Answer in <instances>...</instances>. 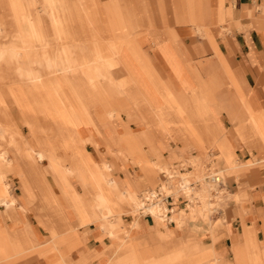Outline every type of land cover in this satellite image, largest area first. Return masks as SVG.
I'll list each match as a JSON object with an SVG mask.
<instances>
[{"label":"crops","instance_id":"crops-1","mask_svg":"<svg viewBox=\"0 0 264 264\" xmlns=\"http://www.w3.org/2000/svg\"><path fill=\"white\" fill-rule=\"evenodd\" d=\"M35 1L42 12L43 0ZM57 2L63 6L65 12L60 39L66 45L75 40L79 27L78 13L70 11L74 5L69 0ZM75 5L80 6L72 8L87 12L88 14H84L90 20L97 17L104 24L106 21H118L115 25H107L120 27L112 29L114 33L120 32L121 28L128 32V40L125 43L136 50L135 56L138 51L149 66V71H143L142 76L145 79L149 76L157 86L156 90L168 94L169 103L182 107L186 115L181 119L175 110L172 118L157 115L158 126L151 124L148 131H142V114L137 113L130 98L120 97L117 102L119 109L123 102H128L133 108L128 118L129 122L137 121V125H129L134 135L122 136L117 129L106 134V141L107 138L114 140L115 149L109 148L108 143L105 144L108 149L101 147L100 154L108 153L107 158L101 163H96L100 162L101 157L91 148L95 146L90 140L94 137L103 138V132L94 124L86 109H75L77 113H84L86 116L83 120L85 130L80 131L78 139L79 142L84 141L82 145L90 153L91 163L79 158L74 164L81 170L104 171L106 179L112 183L111 193L121 204L126 203L124 207L128 211L108 225L103 221L99 222V230L95 225L82 228L77 224L76 215L71 211H61L57 201H49L52 206H56L55 211H51L47 203L39 206L35 194L26 186L25 172L21 176L22 182H19L24 193L23 195L21 192V204L16 197L20 194L17 180L10 178L12 182H6L5 179L2 184L13 186L15 196L8 186L13 209H3L0 212V263L15 260L14 264H49L52 257H57L51 252L62 250L65 256L59 253L57 264H264V240L261 238L264 235V0H90ZM259 5L261 8L255 9V6ZM96 11L98 13H95ZM251 11L253 18L249 17ZM1 14L3 12L0 10ZM80 18L83 16L80 15ZM51 26L52 32L49 34V24L44 22L49 34L47 35L40 24L44 38L54 44L57 36L52 23ZM141 31L144 34L138 40L136 36ZM223 31H227V34L223 35ZM53 52L56 53L54 58L61 63L64 56L59 54L57 48ZM121 53L123 52L120 50L118 54ZM122 55L119 56L121 61L125 58ZM142 64L144 65L139 61L127 66L121 62L120 66L127 67L125 71L122 70L123 67H119L118 74L127 79L134 71L139 74L137 67L142 68ZM76 70L72 68L67 74ZM60 86L61 84L57 85V91L64 102ZM128 92L136 95L135 91ZM3 95H6L4 102L1 101ZM7 97H12L9 86L0 93V119H8L18 125L17 120L13 119L14 113ZM214 106L222 108V111L217 112ZM102 107L111 123L118 115L117 111L110 110L108 105ZM17 111L20 116L18 109ZM153 112L152 107L147 114L151 115ZM120 114L124 115L121 109ZM53 117L55 119L54 115ZM20 118L22 119L21 116ZM70 118L79 121V116L72 111ZM69 120L67 118L66 121ZM88 122L97 130H87ZM254 122L261 124L262 129L257 131ZM160 124L168 126V131ZM176 140H189L194 148L190 149V156L204 154L202 149L194 151L196 146H206L207 142L215 143L218 153L212 149L202 161L209 153L213 154L215 162L220 154L227 153L236 156L240 163L257 159V164H247L245 167L237 163L238 169H250L244 170L240 177L229 178L232 179L230 189L234 190L230 194L239 191L234 197L240 205L235 207L234 203L233 207L224 213L227 219L231 220L229 223L227 219L222 221L223 219L216 218L217 215L211 214L214 225L212 226L210 218L205 217L204 225H194L197 230H194L192 224L186 228H178L172 219L170 223H161L157 222L158 219L138 217V228L136 221L131 222V230L135 232L132 234L128 230L131 197L136 198L138 190L142 188L153 190L155 183L158 182L159 185L160 173L179 162L177 160L169 164L174 159L172 153L181 154L180 150L183 148L182 143L171 142ZM4 144L7 147L6 143ZM25 144L27 158L24 150L21 151L20 156L16 158V164L19 165L20 160L23 166L17 168L22 172L39 170L40 163L29 154V150L35 148L28 142ZM18 150L20 151V148ZM115 150L127 166L121 161L115 164ZM62 151L68 154L66 147L62 148ZM7 157L9 160L10 156ZM72 157L73 155H66V159ZM108 157L113 158L112 161ZM93 159L95 163L92 162ZM163 160L168 164L157 176L156 168ZM7 161L6 164H0L6 178L14 166ZM60 164L66 167L62 161ZM116 165L118 171H113ZM132 173H136L138 179L142 176V179L133 182L134 179L129 177ZM31 176L32 182H41L28 173V178ZM47 179L54 187L50 177ZM222 179L223 186L225 185L223 188H227L225 179ZM73 180L70 179L66 188L70 189L71 194L73 192L80 198L85 197L78 182ZM126 182H129L128 190H121L127 188ZM252 182H261L262 185H254ZM252 188L255 190L249 191ZM241 190H248L249 196L253 198L248 199L245 194L240 195ZM2 194L0 189V196ZM97 195L98 193L94 194L95 197ZM137 199L139 200V196ZM173 205L175 211L181 208L180 200L175 199ZM14 207L18 209V215L12 213L16 209ZM31 210L35 212L36 218L42 219V227L37 224ZM69 213H72V216H68ZM179 218L175 217L176 224ZM15 222L21 225L16 226ZM65 233H70V236ZM109 238L113 239V243ZM42 240L45 241L42 243ZM138 244L142 247L140 251ZM41 248L45 249L41 251ZM111 250H114V261L110 257Z\"/></svg>","mask_w":264,"mask_h":264},{"label":"rangeland","instance_id":"rangeland-1","mask_svg":"<svg viewBox=\"0 0 264 264\" xmlns=\"http://www.w3.org/2000/svg\"><path fill=\"white\" fill-rule=\"evenodd\" d=\"M93 1L96 2V0H91V2H93ZM69 2L73 3V5H74V6H71L70 11H72L74 13H78L77 15H78V20H79L77 23L79 25V27L77 28L75 40L73 42L74 45H78L79 51H76L75 54H76L77 59H79L80 61L83 59V61L85 62V65L82 68H78L75 72L67 74L65 77L62 76L61 73L55 74V76L57 78L62 80V81H60V83H61L60 92H61L62 97H64L63 98L64 102L62 104H59V105L63 106V108H66V109L72 111L76 116L78 115L79 121H81L82 125H85V122H83V120L86 119L85 118L86 116L84 115V113H77V111L80 109H83V108L86 109V111H88V115H90L91 119L94 120V124L96 126L98 125L100 127V129L103 132V138L102 137L100 138V146L99 147L91 146V148H93L94 151L99 153V156L101 157L100 162H96L94 159L92 162L93 163H95V162L101 163V162H103V160H105V158H107L106 156L108 153L105 154L106 152H104L101 155L100 154V148L101 147L104 148V145L108 143L107 145L109 146V148L115 149L114 140L111 141V139L107 138V141H106L105 135L109 134L110 132H114L115 131L114 129H117L119 131V134H121L122 136H125V137L133 136L134 132L129 129V127H130L129 125H131V124L137 125V121L129 122L128 116L129 117L131 116L130 112L133 111V108L131 107V105L128 102L127 103L123 102V104H120V109L122 110L124 115H122V114L119 115L120 109L117 105V102H118L119 98L123 97L124 95H122V92L117 88L118 85L115 83V73L114 72L116 71L118 74L119 67H123V66H120L121 62H122V64L125 63L127 66H131V63L133 64V62H134V64H135V63L141 61L142 63H144V65L142 64V68L139 69V71L142 74H143V71L144 72L147 71L149 66H148L147 61L144 58H142V56L139 54L138 51H137V55L135 56L134 55L135 54L134 48L129 47L128 43L127 44L125 43L128 40V32H126L124 29L121 28L120 32L114 33L115 31H112V29H114V28L118 29L120 27H118V26H111L110 27L109 25H107V24L112 25V23L115 25L116 23H118V21H112L111 23L106 21V24H104V22L101 21L100 18L96 17L95 19L90 20L87 18V15H86V14H88L87 12L74 9V8H77L78 6H80V5H75V4L90 2V0H80V1H76V0L70 1L69 0ZM18 6L19 5L16 2V0H0V10L3 12V14L0 15V25L2 26L3 31L7 35L6 38H4L2 41H1L2 37H0V47L3 43L6 45H11L13 43H14V45H21L20 44V37H21L22 33L26 34L27 38L29 39V37L27 35V30L29 28L30 22L27 20L28 18L25 19L23 16H21V20L19 19L20 17L18 18L19 14H22V11L17 9ZM68 7H69V5H68ZM72 7H74V8H72ZM256 8L260 9L261 6L260 5L255 6V9ZM31 12H32L31 24H37L39 22V20L37 19L38 16L36 14L37 11L35 9H32ZM84 13H86V14H84ZM95 13H98V12L96 11ZM99 13H101V12H99ZM80 15L83 16L82 19L80 18ZM249 17L253 18V11L249 12ZM45 21H47L49 24V34H50V32H52V26H51V23H50V20L48 17H42L41 18L40 23L43 25V29L45 30L47 35H49L48 31L44 27ZM106 30L110 31V32L108 33V32H106ZM143 34H144L143 31H141L140 33H138L136 38L139 40V38ZM225 34H227V31H223V35H225ZM68 43H70V42H68ZM102 45H105V47ZM86 48H88V49H86ZM120 50L123 52V53H121V54H123L122 56L125 57V58H123L122 61L119 58V56H121V54H118V52ZM137 50H138V47H137ZM9 52L10 51L8 50V53ZM49 52H51V51H49ZM49 52H47V54L51 58H54L56 56L55 52H51V53H49ZM86 53H87V57H86ZM92 54H93V56H92ZM126 56H128V57H126ZM127 66L123 67L122 70L125 71L126 70L125 68ZM22 69H23V65L19 66V64L9 63L6 60L0 59V93H3L6 86H9V87L12 86V87H14L13 89L18 90L19 89L18 87L23 85V83H21V81H20V78L18 77V74L23 72ZM113 70H115V71H113ZM148 71H149V69H148ZM132 85L134 87L133 86H132L133 88L129 87L127 90L131 91V92L135 91L136 95H137L136 103H142L144 100V95L146 94L145 93L146 89L142 85H141V88L139 87L140 85H138V84H132ZM128 91H127V93H128ZM125 93H126V91H125ZM8 96H10V95H8ZM4 97L5 98H4L3 102L6 99V95H4ZM7 99H9L10 105H11L10 108L13 110L12 113H14L12 115L13 119H16L18 122V125L21 127L22 135L21 136H18L17 134L14 135L15 146L18 149L20 148V152L24 150V154H25V146H26L25 142H28L29 145H31L35 149H40L39 143H45L46 142L45 148H47V149L50 148V143L47 140V139H49L47 137L48 136L47 131L49 128H54L55 132L59 133L58 136H59L60 141L66 142V141L74 140L76 142V145H77L75 148H72V150L69 149L68 154H65L64 151H62V150L57 152V156L62 161L63 165H65V166L68 165L67 164L68 162L66 161L67 160L66 155H68V157H70L73 155L72 152H74L75 154H77L79 152L78 153L79 157H81L82 159H84L88 163H91L89 160L90 153L87 152L86 147H84V145L80 144L78 137H68L69 135H68V132L64 129V127H63L64 125L60 121L56 122L51 113L46 111V113L43 116V115H40L39 113H36L35 111L31 110L32 109L31 107H30V110L26 109L24 111V114H22V112H21L22 110H20L21 115L24 116V118H25V123H24L23 119L20 118L21 115L19 116V114H18V111H17L18 107H17L15 101L12 99V97H7ZM77 105H79V106H77ZM102 105H108V108L110 110L112 109V110L117 111L118 115H116L112 119L111 123L109 122L107 114H106L105 110H103ZM162 108L163 109L168 108V105H163ZM75 109H77V111ZM215 109L217 112L219 111V113L222 111V108H219V107L218 108L215 107ZM154 110L157 111V108L154 107ZM128 114H130V115H128ZM185 115H186V112L183 114L182 118ZM148 125H149V127H148ZM150 128H151V124L150 123L147 124L144 122L142 131H148V129H150ZM122 130H124L123 133H122ZM167 130H168V126H167ZM25 131H26V134H24ZM221 133L224 135L223 132H221ZM73 134H74V132H73ZM165 134H167V133L165 132ZM261 140H263V139L261 138ZM171 142H173L174 144L182 143L183 148L180 150L181 154L172 153V158H174V159L171 162L168 161L169 164H171L177 160L183 161L185 159H188V161H190L191 163H192V161H195L198 164L202 165V162H204L202 160L205 158L207 152L211 151L212 149L215 150L217 153L219 151L217 149V147L214 146L215 143H213V142L208 143L207 142L206 146H196L195 150H194V151L198 152V150L202 149L204 151L203 155L190 156L189 151L193 150L194 148H193L192 144L189 142V140H187V141L176 140V141H171ZM159 146H162V145H159ZM151 147H152V145H151ZM3 148H5L4 150L8 149V147H5L4 142L0 141V151L3 150ZM25 155H26L25 157L27 158V154H25ZM9 156H10V159L15 158V155L13 153L10 154ZM7 158L8 157H5V156L3 158H0V164H4V163L6 164V161L8 160ZM108 158H110V157H108ZM112 159L110 161H112ZM114 159H115V164H117V161H121L124 166L128 165L126 162H124L118 156L116 150L114 151ZM256 161H257V159L254 158V159L246 161L245 163H240L238 161L237 157L234 156L232 153H230V154L227 153L225 155L220 154L219 157L216 159L215 163L217 165V168L219 167L218 169L220 171H223V178L225 179L224 181L226 183V186H228L227 188L225 187L220 191L221 192L220 198L218 200H216L217 201L216 207H219V209L221 210V212L216 216V218L219 217V218H221V220L223 219L222 221H224V219L226 220L227 217L224 213H227L233 207L234 203H235L234 204L235 207L237 205H240V203H237L235 201V197H234L236 195V193H238L239 191L235 192L234 194H230V193L234 192V190L230 189L232 179H229V178L240 177L243 175L244 170H247L250 168L238 169V167H236L237 163L238 164L240 163L241 166L245 167L247 164H249V165L250 164H257ZM18 163H19V165H17L16 163L14 164V166L12 167L13 169H10V172H8V176L5 179H7L6 182H12L10 178L17 180L18 185H19L18 189L20 190V194L16 197L19 199V204H21V200H22L21 192L24 195L23 191L21 190L22 187L19 184V182H22L21 176L23 175L24 172H25V177L27 178L25 180L26 186L31 192H33L35 194V198H36L39 206L42 204H46L49 201H54V202L59 201V203H61V204L64 202V200L66 199L65 191H64L63 187H61L60 183L54 178L52 171L48 168V166L45 163H40V165H39L40 168H38L39 170H35L33 172H29V170L22 172L21 169L17 168V166L21 165V167H22L23 163H21L20 160L18 161ZM167 164L168 163L164 160L162 163H159V165L156 168L157 176H158V173H160L165 168V166ZM201 165H199V166H201ZM191 166H192V164H191ZM194 166H196V165H194ZM114 170L118 171L117 165L114 166L113 171ZM191 171H192V173H194L195 171H200V170H196V168L195 169L192 168ZM28 173L33 174V178L40 180L41 182H32L31 181L32 176L28 178ZM3 174L5 175L4 172H3ZM136 175H137L136 173H132L131 175H129L131 180L134 179L133 182H135V180L139 181V179H142L141 178L142 176H140L138 179ZM38 177H40V178H38ZM47 177H50V179L53 182L54 187L49 184ZM73 182H76V180L74 179ZM196 182H198V181L196 180ZM128 183L129 182H126L127 185L125 184L127 188L126 189L121 188V190L127 191L129 188ZM159 184H160V182H159ZM252 184L260 186L261 182H252ZM157 185H158V182L155 183L153 186L152 185L151 186H152V188H156ZM8 186H10V188L13 192V195H14L15 190H14L13 186L12 187H11V185H8ZM206 186H207V183H205L202 180V182L198 183V188H197L198 190L197 191H199V192L202 191ZM149 190H148V188L147 189H144V188L139 189L138 193L136 195L135 201H138L137 196H140L143 192H147ZM254 190L255 189L252 188L249 191H254ZM240 192H241L240 195L245 194V196H247L248 199L251 197V196H249L248 190H241ZM109 194H110V198L112 200H114V198H117L111 193V188L109 189ZM81 197H83V194H81ZM251 198H253V197H251ZM80 199H82V201H85L83 204L85 205V208L87 210L86 212L90 214V217H92L90 219L93 221L92 223H90L87 226H84L83 228H87L90 225H95L96 229H98V227H101L99 221L94 216L96 213L93 211L92 212L89 211V206L86 203V196L83 198H80ZM130 201H131L130 202L131 203V209H130L131 210V213H130L131 216L129 215V217H130V223H129L130 229H128V230L130 233L133 234L135 232L131 230V225H132L131 222L136 221L137 218L140 217L139 216L140 214H139V211L138 212L134 211L136 209V205L132 200H130ZM65 204H67V205L69 204L67 202V200H65ZM125 204L126 203H122V205H121L122 206L121 207L122 215H125L128 211V209L126 207H124ZM202 205L203 204H201L200 202H195L194 205L189 204L188 206H186V209L178 208L175 211L176 213H174L175 214L174 219L178 215L177 214L178 210H184L186 212V214H184L183 216H181L178 219L177 224L174 223L176 225V227L182 229L184 227L186 228V226H188L189 224H192L194 230H197V229H195V228H197L196 226H194L195 224L200 223V224L204 225L205 223H204L203 219L205 217L211 219V217H210V214L208 212L201 213V212H204V207ZM18 207H19V205H18ZM14 208H16V207H14ZM41 208H42V206H41ZM192 208L195 209V212L192 210ZM9 209H13V207H10ZM9 209H7V210H9ZM52 210L53 211L57 210L56 206H52ZM196 210L200 211V213H198ZM17 211H18V209L16 208L12 213L13 214L15 213V215H18ZM34 213L35 212L33 210H31V214H33L37 224L40 227H42V225L40 223L42 219H40L39 217L36 218ZM67 215L72 216V213H69ZM116 218H118V217H116ZM150 219H154V218H150ZM227 220H228V223L231 221L229 219H227ZM211 221H212V226H213L214 220L211 219ZM15 225L20 226L21 224L15 222ZM205 230L209 231L208 229H205ZM66 235L70 236V233H68ZM132 237H133V235H132ZM261 238H263V240H264V235H262ZM45 240H42L41 242L43 243ZM109 240L113 243V239L109 238ZM38 242H40V241H38ZM136 244H137V242H136ZM50 245L53 246L52 243ZM38 248H35V249H38ZM141 248L142 247L140 246V244H138V250L139 251L141 250ZM44 249L45 248H41V251ZM51 253L56 254L57 257L59 255V253H61V254H63V256H65V254H64V252H62V250H59V252L55 251V252H51ZM110 253H111L110 257H111L112 261H114L113 260L114 250H111ZM57 257H52V259L49 261V264H57V261H58ZM14 262H15V260L14 261L8 260V261L2 262L0 264H14Z\"/></svg>","mask_w":264,"mask_h":264},{"label":"bare ground","instance_id":"bare-ground-1","mask_svg":"<svg viewBox=\"0 0 264 264\" xmlns=\"http://www.w3.org/2000/svg\"><path fill=\"white\" fill-rule=\"evenodd\" d=\"M16 2L19 5L17 9L22 11V14H19L18 18L20 17V20L21 16H23L25 19L28 18L27 20L30 22V24L27 30L29 39L27 38L26 34L22 33L23 35L21 34L20 37L21 45H14V43L11 45H6L3 43L0 47V59L6 60L9 63L19 64V66L23 65V72L18 74V77L20 78V81L21 83H23V85L19 86L18 90L13 89L14 87L12 86L9 87L12 99L15 101L19 112L20 110H22V114H24V111L26 109L30 110V107L32 108L31 110L43 116L46 111H48L55 116L56 122L60 121L64 125L63 127L68 132V137H78L80 131L85 130V128H83L85 125H82L81 121H76L75 118H73L74 120L71 119L70 110L59 105L62 104L63 101L58 94L57 85L61 84L60 81L62 80L55 76V74L61 73V75L65 77L67 73L71 72L72 68L78 69L84 67L85 65L83 59L80 61L76 57L75 53L76 51H79L78 45H74L73 42L67 43L65 45L60 39L61 24L63 23V20L65 18V12H63L64 9L62 8L63 6L58 4L57 0H43L44 8L42 12H40L35 0H16ZM32 9H35L37 11V19L39 20L37 24H31ZM42 15L48 17L53 24V29L55 31V35L57 36L56 42L54 44H50L43 36V32L40 27V20L42 18ZM6 36V33L0 26V37H2L1 41L6 38ZM102 46L105 47V45ZM56 48L58 49L59 54L64 56V58L61 59V63L58 62V59L51 58L47 54V52H53ZM8 50L10 51L9 53ZM139 67L140 66L137 67L138 71L139 69H141ZM114 73L115 83L118 85L117 88H119L124 97L130 98L131 102L136 106L137 113H139V115L142 114V119L145 123L157 124V115H165L172 118V113L174 110L176 111L177 116L182 119V116L185 113L184 109L178 105L175 106L169 103L168 94H162L158 92L156 90L157 86L152 83V79L149 76L145 79V77L142 76L141 72L138 74V72L135 73L134 71L133 74H131L126 79L124 76L117 74L116 71ZM132 84H138L140 85V88L142 85L146 89V94L144 95V100L142 103H136L137 96L131 95L129 92L127 93L126 89L133 86ZM4 98L5 97L3 95L1 97V101H3ZM163 105H168V108L163 109ZM152 107L153 109L154 107L157 108V111L154 110L151 115H148V110ZM21 117L25 123L24 116L21 115ZM67 118L70 120L66 121ZM253 124L257 131L262 129L261 124L257 122H254ZM160 125L165 131H168L167 126L163 124ZM87 130L96 131L97 129L93 124L88 122ZM47 133V137L49 138L47 140L50 143V148H45L46 142L39 143L40 149H30L29 154L36 162L45 163L52 171L54 178L60 183L61 187H63L66 194L65 200H67L69 204H65V200L62 204L57 201L60 210L63 212H73L77 217V224H79L82 228L93 222L90 219L92 218L90 217V214L86 212L87 210L85 208V205L83 204L85 201H82V199H80L76 195V193L74 194L72 192L71 194L70 189L66 188V186H68L69 184L68 182H70V179L73 178L78 182L79 187L85 193L86 203L89 206V211H93L96 213L94 216L99 222L103 221L108 225L109 222H111L113 219L115 220L120 218L122 216V204L120 200H118V198H114V200L110 198L109 189L112 188V183L106 179L104 171L94 172L92 170L89 171L77 169V165L74 164V161L81 158L78 155L79 152L77 154L74 153L72 158H68L67 162L69 164L66 167H62L60 164L61 160L58 158L57 152L65 147L68 150H72V148H75L77 146L76 142L74 140L66 142L60 141L58 136L59 133H56L54 128H49ZM15 134H17L18 136L22 135L21 127L15 124L13 121H9L8 119H0V141L6 143L8 147V149L6 150H1L0 158H3L4 156L7 157L8 155L13 153L15 155V158L8 160V163L10 165L15 164L16 158L20 156V151L15 146ZM98 140L100 141V138L94 137L90 141H92V144L95 147H98L100 146V142L98 143ZM82 142L84 141H80V144H82ZM104 149L107 150L108 148L104 145ZM191 164L192 168H196V170L200 171H195L194 173H192V171L184 173H179L176 171L175 175H172L170 174L169 167L163 171L166 174H170V176L172 175L170 177L173 178L172 181L161 182L160 180V184L156 188L147 192L151 191V193L154 194L155 192L153 191L160 188L159 191H162V194L163 192L166 195L171 194L175 199L177 198V196L188 192V190H185V192L181 191L179 183L181 185L184 183L185 185L189 184L190 181L196 182L197 180L198 183H200L203 180L201 166H199L201 164H198L196 162H192ZM194 165H196L197 167ZM219 172L223 178V171L219 170ZM5 178L6 176L0 169V189L3 193L0 196V212H2L3 209H9L11 205H13L10 192L8 191V185L2 184V182H5ZM177 178H180L181 182H177ZM174 182H177L178 185H174ZM211 190V186L207 184V186L202 191H197L195 193L197 199L191 201V204L193 205L195 204V202H200L201 204H203L202 206L204 207V212L201 213L208 212L210 215L212 214V204L210 203V197L212 196ZM147 192H143L141 195H144ZM95 193H98L96 197L94 196ZM220 193L221 192H219V194ZM131 200L136 205V209L134 211H139L140 217L149 214L151 216L150 218L158 219L157 222H164L163 219L159 217V212L163 207L159 202L157 204H152L151 201L149 203H145L141 196H139L138 201H135L134 197H131ZM47 207L51 211H53L52 204L50 202H47ZM192 210L195 212V209L192 208ZM197 212L200 213V211ZM177 214V216L181 217L186 214V212L184 210H178ZM174 215L175 214H173L171 219L175 223ZM136 226L138 228L137 221Z\"/></svg>","mask_w":264,"mask_h":264},{"label":"built area","instance_id":"built-area-1","mask_svg":"<svg viewBox=\"0 0 264 264\" xmlns=\"http://www.w3.org/2000/svg\"><path fill=\"white\" fill-rule=\"evenodd\" d=\"M192 170L191 162L190 161H179L172 165L169 168L170 174H174L175 172L184 173L189 172ZM201 171L203 176V181L211 186V197H210V203L212 204V214L218 215L221 210L219 207H216V203L219 198V192L223 189V179L219 172V170L216 168L215 160L213 154L209 153L207 155V158L202 162L201 165ZM170 174H166L164 171L160 173L161 176V182H168L172 181L173 178H170ZM175 179V177H174ZM181 182L180 178H177V182ZM177 182H174V185H178ZM180 185L181 191L185 192V190H188V192L181 194L176 199L180 200V206L182 209H186V206L188 204H191V201L196 200L195 193L197 192L198 188V182L190 181L189 184L184 183ZM160 188L155 189L153 192L154 194L150 192L145 193L144 195H140L141 198L145 201V203H149L151 201L152 204L160 203L161 206H163L159 212V217L163 219L165 223L171 222V216L174 214V205L173 201L175 198L171 194H163L159 191ZM182 193V192H181ZM146 217H151L149 214L145 215Z\"/></svg>","mask_w":264,"mask_h":264}]
</instances>
